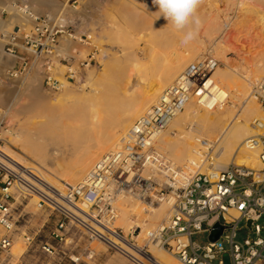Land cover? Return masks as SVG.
<instances>
[{"label": "built area", "instance_id": "obj_1", "mask_svg": "<svg viewBox=\"0 0 264 264\" xmlns=\"http://www.w3.org/2000/svg\"><path fill=\"white\" fill-rule=\"evenodd\" d=\"M12 5L32 19V25L26 28L9 23L10 13L2 9L0 19L7 24L0 25V54L14 60L2 69L10 77L37 68L43 73L45 86L57 88L51 69L58 59V42L75 36L49 14L34 16L26 4ZM218 66L217 58L208 53L188 63L118 144L102 154L80 182L65 184L62 192L48 185L36 168L6 155L0 130V226L4 230L0 255L13 241L16 200L35 196L39 208H48L57 217L51 234L58 243L65 233L75 230L119 251L134 264H158L148 251L149 243L183 264H225L223 254L228 255L229 264H264V137L252 141L259 148V170L232 163L209 173H192L154 146L155 138L191 98L203 104L213 96L219 88L213 79ZM66 75L75 77V70L69 66ZM255 97L264 107V72ZM222 101L215 99L213 108L221 107ZM123 193L170 202L167 217L146 233L143 243L136 240L137 228L125 232L114 225L116 201ZM219 226L221 233L211 240L212 231ZM243 228L248 230L247 237L240 242L236 236ZM198 233H207L204 245L192 239ZM29 238L25 236L27 242ZM42 249L49 254L56 252L53 244L44 243Z\"/></svg>", "mask_w": 264, "mask_h": 264}, {"label": "bare ground", "instance_id": "obj_2", "mask_svg": "<svg viewBox=\"0 0 264 264\" xmlns=\"http://www.w3.org/2000/svg\"><path fill=\"white\" fill-rule=\"evenodd\" d=\"M144 1L146 3L148 2V0ZM241 1L242 0H237L235 4H240ZM26 2L28 3H26L28 8L30 6L29 3L37 4V2H39L40 4H46L47 6L52 7L55 11L64 6L63 3H60L57 0H26ZM148 3L152 2L149 1ZM148 3L145 5L147 8L146 12L143 10L145 14L137 11V8L124 14L121 25H119L120 27H118V29L116 28L117 30L115 29V36L120 38V34H122L121 36L124 42H127V40L136 43L141 40L145 43L147 42V44L149 43L148 45H150V52H157V50L160 49V52L158 53L160 54V59L162 58L163 61L161 60L159 63L162 64L160 70L158 69L159 72L155 76L154 74H148L141 70L142 68L137 62L138 57L136 58L134 52H131L130 54L127 53V62L124 60V64H122L123 67L125 66V68H128L131 65L129 69L135 70V74H138L132 82L130 80L131 75L125 73L127 70L124 71L123 69V76H118L120 80L118 78L114 79L113 83L111 82V80H113L112 78L117 76L114 75V73V76H111V73L106 72L107 74L105 76L107 79L105 78L106 80L104 79L103 81L106 83L108 80L110 83L107 82L108 85L106 83L107 86H104L105 89H100L102 91L96 90V93L101 92V94H97L99 97L95 96L91 99L87 98L83 101L81 106L80 104L79 106L76 105L72 100H68L70 95L74 94V91L73 93H70V88L68 89L70 86L67 87L66 85H63L64 87L61 89V94L57 98L58 110L56 109V104L50 102V98L41 93L40 84H33L32 81L40 77L38 73L33 75L31 80L32 83L30 82L27 84V86H29L26 87V89L29 90L31 100L21 107L20 113L27 117L41 118L37 122L32 120L33 122L31 121V123H33L35 129L38 134L41 135V139L43 140L42 142H39V144L37 143L35 146L36 149H34L38 159L43 161V164H55L52 158H47L52 152H49L46 146L49 145V143L50 145L58 144V148H52V150H58V170L52 169L51 171L48 169L49 173L58 177V184L56 181L54 182L52 180L53 177L51 178L50 176H47V174H42L38 168H34H36L39 175L48 185L57 189L59 192L62 191L63 183L76 184L80 182L95 161L102 154L112 150L118 144L120 136L124 134L132 121L140 117L146 109L154 104L160 91L168 86L179 74L182 64L191 60L198 51L206 47V42L210 44V51L212 50L215 55H219L222 58L229 52L236 53L239 50V47L235 43H233L235 44L234 46L230 45L231 47L229 48L224 46L225 44H231L230 37L228 34L224 33L225 27L229 28L230 24L229 22L224 21L221 24L218 23L208 28L205 27L200 29L198 32L199 41H197L200 43L201 39L202 44L193 45V42L196 41L194 40L193 42H190L193 43L191 46L190 43H188L189 45L187 44L190 46V49H188V51L190 50L189 54L180 55L176 47L177 44L181 42L183 34L181 35V33L178 34L175 32L177 30L171 28V23H168L162 16L160 17L157 6L153 3ZM230 3L233 2L230 1ZM2 7L7 8L5 10L10 11L8 16L9 23H16L20 26H24L27 22L32 23V19L26 16L23 12L18 11L10 2L3 4L2 1H0V12L2 11ZM65 11L77 16L80 15V12L76 8H70L69 6H65ZM32 13L34 16L39 15L37 13L35 14L33 10ZM263 14L262 16L260 15L261 21L258 20L262 23H264ZM252 16L256 15L245 16L243 20H237L232 25L233 28L236 29V27H241L243 24L245 26V23L251 22L250 20L252 19ZM65 17L67 18V16ZM220 17L222 16L217 15V18L220 19ZM257 17L255 19H257ZM137 22H139L138 25L141 24L140 27L142 30H148L146 36L144 33L141 35L134 34L136 31L135 27L138 26ZM6 24V21L0 19V25L4 26ZM108 27H112V25ZM130 28H135V31L133 30L134 33L133 31H129ZM103 32L105 31L103 30ZM111 33L112 32L110 31V37H112ZM230 34L232 37L231 32ZM261 35L263 39V43L261 41L263 47L262 49L260 48V51L258 50L259 55L253 60L254 62L251 66H245L246 70L243 68L244 72L240 73V76L235 73V68L232 69L233 64L231 65L228 63L227 67L229 70L217 68L213 73V77L216 83L222 87L219 86L217 90L213 91V96L203 104H198L199 102L197 103L195 98H191L190 101L184 105V109L177 113L167 124L166 129L161 131L155 138L154 146L159 151L164 153L163 149L167 150L172 159L187 161L188 163L183 164H185L184 166H186L192 173H209L218 170L219 168H224L230 160L236 165H243L244 167L254 168L255 170L260 169L262 164L258 158V147L254 146L252 141L259 136L264 137V113L261 112L259 104L254 100L255 96L251 97L249 91L250 86L255 84V82H258L264 72V28L262 29ZM112 38L117 40L115 37ZM237 40L238 39H236V41ZM164 41L165 44L163 45V48L162 44ZM70 43L71 42L67 40H62V44L65 47L70 46ZM182 45L184 46L185 44ZM160 46L163 48L162 50L159 48ZM225 47L228 48L227 51ZM243 54L245 55V52ZM246 58H248V56ZM251 58L252 57H249L250 60ZM244 61L246 63L249 60L246 61L245 59ZM251 61L249 62L251 63ZM13 62L14 60L12 58L0 54V74L8 78V75L2 68L6 65L11 66ZM127 63L130 64L127 65ZM106 64L107 66L109 65L108 62ZM113 68L115 69V67ZM108 74H110L111 80L107 77ZM15 80H18V78ZM115 82L118 83L115 84ZM223 87L227 88L229 92L227 93ZM101 95L104 96L100 98ZM224 98H229L233 104L240 105V113L234 115L228 108H213L212 104L215 99L222 101L225 100ZM3 115V112L0 110V120ZM240 118L241 121L239 120ZM32 126L30 127L32 128ZM197 129L201 132L206 131V134L205 132L203 134L208 136L209 143L204 142L201 133ZM172 130L176 131L175 133L173 132V135H171ZM30 131V128H23V126L19 131L17 130L16 140L21 143V146L30 147L31 143L34 145V142L31 141L32 137ZM33 131H31V134ZM48 133L49 135H47ZM216 144L221 149V159L219 158V161L211 160L212 162H210L207 160V150L208 147H214ZM4 152L18 163L22 162L24 159L12 150L5 148ZM71 154L74 157L72 159H69L68 157L67 159V156ZM173 162L178 164L176 161ZM23 163L24 162H22V164ZM207 166L208 168L206 170ZM115 206L117 209V217L114 225L123 228L125 232L126 230H131L137 227L141 228L136 236V240L140 244L145 241L146 233L149 230L155 229L157 227L156 225L159 224L163 218L167 217L170 202L143 200L134 195L123 193L118 196ZM160 249L154 244H148V251L156 259L158 264H183L170 253Z\"/></svg>", "mask_w": 264, "mask_h": 264}, {"label": "rangeland", "instance_id": "obj_3", "mask_svg": "<svg viewBox=\"0 0 264 264\" xmlns=\"http://www.w3.org/2000/svg\"><path fill=\"white\" fill-rule=\"evenodd\" d=\"M0 1H2L3 4H7L8 2H10L11 4H24V3L26 4L27 3L26 0L24 1L23 0H0ZM57 1L60 3H63L64 6L58 8V10L56 11L50 6L43 7L41 12L36 10V8H34L33 6L37 7V6L43 5V4H40L39 2H37V4L29 3V5H33V6H29V8L31 9V11L33 10L35 14L37 13L39 15H42V14L51 15L54 19L58 21V23L65 25L68 28L69 32H71L72 35L75 36V38L74 37H70V38L62 37L58 42V59L57 58L54 59V66L51 69V74L58 81V87L55 89L47 88L45 84L43 83V73L37 68H32L29 71L22 73V74H18L16 76H10V77L8 76V78L0 74V110L4 114L2 119L0 120V130L3 131L4 144L2 145V148L4 150L5 148L12 150L16 154H18L20 157L24 158L22 161L24 162L23 165H28V166L38 168L42 172V174H47V176H50L51 178L53 177L54 179L52 178V180L54 182L56 181V183L58 184V177H56L52 173H49V170L51 171L52 169L58 170V150H52V148H58L57 146L58 144L50 145L49 143V145L46 146L49 152H52L50 153L49 156H47V158H50V159L52 158L55 164L54 165L43 164V161L38 159V156L34 151V149H36L35 146L37 145V143L39 144V142H42L43 140L41 139V135L38 134L37 130L35 129V126L33 125V123H31L32 120H34V122H37L41 118L27 117L26 115L20 113L21 107L24 104L30 102L31 100V97L29 95V90L26 89V87L29 86V85L27 86V84L31 82L33 75L38 73L40 77L37 78V75H36L37 79L32 81L33 84H36V85L40 84L41 93L45 96L47 95L51 100L49 101L55 103L56 109L58 110V99L57 98L60 96L61 89H63L65 85L67 87L70 86L68 87V89L70 88V93L71 92L73 93L74 91V94L73 95L71 94L72 96L70 95V98L68 100H72L73 103H76V105L78 106L80 104L81 106L83 101L86 100L87 98L91 99L95 96H98L97 94L99 92L96 93V90L105 89L104 86H107L108 85L107 82H109L107 80L106 81L107 85H106L105 81H103L106 78L105 75L107 73H111V76L114 73V75L117 76V77H113L112 78L113 80H111V76L110 74H108L107 77H109L110 78L109 80H111V82L113 83L114 79L118 78L120 80L119 77L123 76V72H122L123 69L124 71L127 70L128 72L126 71L125 73H128L131 75L130 80L132 82L138 74L137 75L135 74V70L129 69L131 65L130 67L127 66L128 68H125V66L123 67L122 64H124L123 63L124 60L125 62H127L126 61L127 53L130 54L131 52H134L136 54V58L138 57L137 62L141 66L142 68L141 70L148 74L150 73L152 75L154 74V76L160 70V66L162 63L161 64L159 63L161 62L162 58L160 59L159 57L160 54L158 53L160 52V49H158L157 52H150L149 51L150 45H148L149 43L147 44V42L145 43L142 40L139 41L138 43L133 42L131 40L129 41L127 40V42H124L121 36L122 34H120V38L119 37L117 38L115 36V32L118 29V27H120L119 25H121L124 14H126L128 11L133 10L135 8H137L136 10L139 11L140 13L145 14L146 9H147L145 5H147L149 1L152 2V0H148L147 3L144 0H141V2L140 0H57ZM230 1H232L233 3H230ZM236 1L237 0H202L200 1V4L197 8L196 15L200 20V26H199L198 32L200 31V29L205 28V27L208 28L218 23L221 24L224 21L229 22L230 27L229 28L225 27L224 33L228 34V36L230 37L231 44H225L224 46L229 48L231 47L230 45L234 46L236 44L239 47L238 51L241 53H239L238 51L236 53L229 52L228 54L224 55V57L222 58L219 55L218 56L215 55L212 52V50L210 51L211 49L209 47L210 44L206 42L208 46L205 43L206 47L198 51L191 60H189L188 62H184V64H182L180 72L183 70V68L188 63H190L191 61H194L200 55L205 54V53L211 54L212 56L217 58L219 62V66L217 68L227 70L228 63L231 65L233 64L232 69L235 68L236 71L235 70L233 71H235V73H237V75L239 76L241 75L240 73L244 72L243 68L246 70L245 66L246 67L251 66V64L254 62L253 60L258 57L259 51L263 47V44H262L263 39H262L261 33H262V29L264 28L263 27L264 23L259 22V21H261L260 15L262 16V14L264 13V0H250V1L242 0L240 4L237 3L238 6L235 4ZM142 3H145V4H142ZM148 4H152V3H148ZM65 6H69L70 8H76L80 12V15L77 16V15L66 12ZM2 9H7V8L2 7ZM248 12L251 14H249ZM255 12L258 14V17ZM7 13L9 14L10 11H7ZM254 14L256 16H252V19L250 20L251 22L245 23L246 24L245 26L243 24L241 25V27L240 26L236 27V29L233 28L232 25L237 20H241V19L243 20L245 16H250ZM217 15H220L223 18L220 17L221 19L220 20L219 18H217ZM8 16L9 15H7V19H8ZM65 16H67V18ZM256 17L257 19H255ZM138 24L139 22H137V25ZM247 24H250V25H247ZM31 25L32 23L27 22L24 25V27L30 28ZM111 25L113 28L108 27ZM140 26L141 24L135 27L136 31H135V28L134 29L130 28L129 31L134 30L135 33L134 31L133 33L135 35L137 34L141 35L142 33H144L146 36L148 34V30H144V29L142 30ZM170 26L172 29L174 28L172 24H170ZM190 27H194V25H190ZM102 29L106 33L108 32L107 33L108 35L105 32H103ZM112 30L113 31L115 30V31L113 32ZM174 30L176 29L174 28ZM110 31L112 32L111 36L115 37L117 40L110 37ZM175 32H177L178 34L181 33V35L182 34L184 35L183 31H175ZM230 32L232 33V37H231ZM198 35L199 34H197V37H196L198 39H194L196 41L194 40H193L194 42L191 41L194 44L189 42L190 46L192 44L193 45L195 44L200 45V43L202 44L201 39H200V43L198 42L199 41ZM259 36L261 37V39ZM236 39L238 40L236 41ZM62 40H65V41L67 40L71 42L70 46L68 47L63 46ZM164 44H165V41L162 44V47ZM188 45L186 44L183 46L181 42L177 44L178 48L176 47V49L180 53V55L189 54L190 50L188 51V49H190V46ZM162 47L160 46L159 48H161L162 50L164 48ZM228 48H226V51L228 50ZM244 52H245V55L243 54ZM90 55L92 56V58H90ZM242 55H244L245 57ZM63 56H71V58L62 60L61 57ZM247 56L248 58H246ZM243 57L246 59V61L252 60L251 63L247 61L246 63L248 64H246L244 61L245 59ZM249 57H252L251 60L249 59ZM107 62L109 64L108 66L106 64ZM128 64L130 63H127V65ZM69 66L73 70H75V77L73 78H68L66 75ZM110 66L112 69L110 68ZM121 66H122V69H121ZM113 67H115V69ZM16 78H18V80H15ZM117 83L118 82H115V84ZM256 85H257V82H255V84L250 86L249 93L251 97L256 96ZM165 88H163L161 91H163ZM223 89L227 93L229 92L227 88L223 87ZM160 93L158 94V96L160 95ZM99 94H101V92ZM103 96L104 95H101L100 98H102ZM254 100L259 104L261 112L264 113V107L260 104L259 100L256 97H254ZM221 107L228 108L229 111L233 112L232 114L234 115L236 113L237 114L240 113V110H239L240 105L233 104L229 98H226L225 100L222 101ZM136 119H134V121ZM239 120L241 121V118ZM134 121H132V123ZM22 126L23 128L24 127L30 128L31 131L34 130L32 134L30 131V135L32 137L31 141L34 142V145L33 143H31L32 146L30 145V147H23L21 146V143L16 140L17 130L19 131L22 128ZM30 126H32V128ZM14 130H15V133H14ZM198 131L201 133V137L203 138L204 142L209 143L208 136H205L203 134L204 132L206 134V131H202V132L200 130ZM173 132L175 133L176 131L172 130L171 135H173ZM47 135H49V133ZM163 151L167 157L172 159V157L170 156L167 150L163 149ZM207 152H208V156H207L208 161L210 162L219 161L221 159L220 157L221 149L220 147H218L217 144L214 147H211V148L208 147ZM258 154H259V148H258ZM68 157L69 159H72L74 156L71 154L67 156V159ZM172 161H176L180 165L181 164L185 165L186 163H188L187 161H178L174 159H172ZM22 162L20 163L22 164ZM232 163L234 162L230 160L229 163L226 164V166ZM207 168L208 166L206 167V170ZM249 180L250 178H247V181ZM65 184H70V183H63L62 191L64 190ZM37 201L38 199L35 196H31V197L28 196L26 198H20L16 200L14 204L16 224L14 226V231H13V241H12L10 249L7 252L2 254L1 264H24L23 257L30 259L32 264H53L55 259H57L58 261V241H56L52 237V234H51L57 222V217L53 213H51V211L48 208H39L37 206ZM164 219L165 218H163L160 221V223ZM140 230L141 228L137 227L136 233L140 232ZM128 231L129 230H126V232ZM247 232H248L247 229L245 228L241 229L237 233L236 240L240 242H244L247 237ZM2 233H4V230L0 226V235ZM136 233H135V236H136ZM26 235L30 236L29 238L30 239L29 241H31L30 244L25 240ZM192 239L195 242L199 243L200 245H204L208 240L207 233H198L194 235ZM44 242L53 244L56 247V252L54 254H49L45 252L42 249V244ZM59 245H63L64 248H62V250L65 251L64 253L59 251V254L61 257V264H134L129 258H127L125 255H123L119 251L108 249L106 245L100 241H97V240L91 241L87 239L85 235H83L79 231L70 230L67 233H65L64 239L59 243ZM157 248L160 249L159 247ZM160 250H163V249H160ZM223 259H224L225 264H229V258L227 254H223Z\"/></svg>", "mask_w": 264, "mask_h": 264}, {"label": "clouds", "instance_id": "obj_4", "mask_svg": "<svg viewBox=\"0 0 264 264\" xmlns=\"http://www.w3.org/2000/svg\"><path fill=\"white\" fill-rule=\"evenodd\" d=\"M152 3L157 6L160 17L171 23L177 31L184 32L182 44L196 39L200 26L196 15L200 0H152Z\"/></svg>", "mask_w": 264, "mask_h": 264}, {"label": "crops", "instance_id": "obj_5", "mask_svg": "<svg viewBox=\"0 0 264 264\" xmlns=\"http://www.w3.org/2000/svg\"><path fill=\"white\" fill-rule=\"evenodd\" d=\"M30 6H33V5H30ZM46 6H47L46 4H43L42 6H37V7L36 6H33V7L36 8V10H38V11L41 12L42 9H43V7H46ZM30 242L31 241H29L28 243L30 244ZM44 243H48V242H44ZM48 244H50V243H48ZM62 248H64V246L63 245H59V243H58V261H57V259H55V261L53 262V264H61V257H60L59 251L62 252V253L65 252L64 250H62ZM1 257H2V255H0V264L2 263L1 262ZM23 261H24V264H32L31 261H30V259H28V258L23 257Z\"/></svg>", "mask_w": 264, "mask_h": 264}, {"label": "water", "instance_id": "obj_6", "mask_svg": "<svg viewBox=\"0 0 264 264\" xmlns=\"http://www.w3.org/2000/svg\"><path fill=\"white\" fill-rule=\"evenodd\" d=\"M216 226H218V224ZM221 231H222V226H219L217 229H214L212 231V233H211L210 239L211 240L217 239V237L219 236V234L221 233Z\"/></svg>", "mask_w": 264, "mask_h": 264}]
</instances>
